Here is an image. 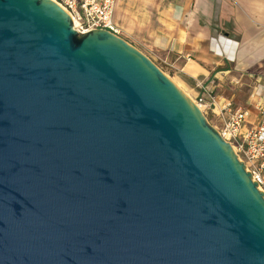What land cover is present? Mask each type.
Segmentation results:
<instances>
[{
    "label": "water",
    "instance_id": "1",
    "mask_svg": "<svg viewBox=\"0 0 264 264\" xmlns=\"http://www.w3.org/2000/svg\"><path fill=\"white\" fill-rule=\"evenodd\" d=\"M0 264H264V196L136 47L0 0Z\"/></svg>",
    "mask_w": 264,
    "mask_h": 264
},
{
    "label": "crops",
    "instance_id": "2",
    "mask_svg": "<svg viewBox=\"0 0 264 264\" xmlns=\"http://www.w3.org/2000/svg\"><path fill=\"white\" fill-rule=\"evenodd\" d=\"M113 24L125 40H147L219 105L229 98L215 88L242 85L264 63V0H116ZM257 103L246 107L253 118Z\"/></svg>",
    "mask_w": 264,
    "mask_h": 264
},
{
    "label": "built area",
    "instance_id": "3",
    "mask_svg": "<svg viewBox=\"0 0 264 264\" xmlns=\"http://www.w3.org/2000/svg\"><path fill=\"white\" fill-rule=\"evenodd\" d=\"M53 1L69 13L78 31L104 29L117 35L113 24L116 0ZM211 100L212 111L217 115L224 114L226 118L224 130L219 133L227 142L234 140L235 143L229 142L230 145L264 196V106L257 103V113L253 118L247 108L234 105L230 99H224L220 105L214 97Z\"/></svg>",
    "mask_w": 264,
    "mask_h": 264
},
{
    "label": "rangeland",
    "instance_id": "4",
    "mask_svg": "<svg viewBox=\"0 0 264 264\" xmlns=\"http://www.w3.org/2000/svg\"><path fill=\"white\" fill-rule=\"evenodd\" d=\"M126 41L150 58L201 108V111L204 113L209 123L219 132H223L226 119L225 115H217L211 110L213 106L212 100L205 101L203 97H200V93L196 92V81L184 75V73L179 71L178 68L171 67L168 60L165 59L162 54L150 51L147 40L129 38L126 39ZM191 59L192 61L194 60L192 57ZM192 61L189 62L192 64L195 63ZM257 67L261 70L257 69L255 71L256 73H252L250 77L248 76L250 73L245 72V80L242 85H227L215 88L216 95L229 98L236 106L247 107L252 110L254 109L250 105V102H253L254 100H261L264 104V63L262 62V64ZM251 96L252 98H250ZM229 142L235 143L233 139H229Z\"/></svg>",
    "mask_w": 264,
    "mask_h": 264
},
{
    "label": "bare ground",
    "instance_id": "5",
    "mask_svg": "<svg viewBox=\"0 0 264 264\" xmlns=\"http://www.w3.org/2000/svg\"><path fill=\"white\" fill-rule=\"evenodd\" d=\"M198 106V105H197ZM199 107V106H198ZM199 109L201 110V108L199 107ZM222 136V135H221ZM223 137V136H222ZM223 139L225 140V138L223 137ZM226 141V140H225Z\"/></svg>",
    "mask_w": 264,
    "mask_h": 264
}]
</instances>
